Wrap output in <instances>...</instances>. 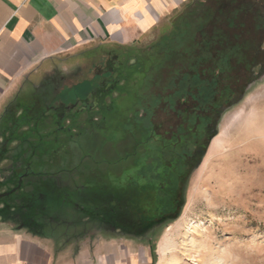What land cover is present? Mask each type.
Listing matches in <instances>:
<instances>
[{"label":"rangeland","instance_id":"374dc122","mask_svg":"<svg viewBox=\"0 0 264 264\" xmlns=\"http://www.w3.org/2000/svg\"><path fill=\"white\" fill-rule=\"evenodd\" d=\"M195 2L200 5L192 11ZM221 2L189 0L129 44H94L62 57L51 75L66 72L70 75L87 61L72 63L73 56L85 58L98 50H104L109 59L116 56L113 68L117 83L107 100L105 129L95 136L80 134L73 140L69 130H58L56 124H45L41 119L35 128L28 123L18 130L15 125L11 129L13 141L9 145L0 142V156L5 152L15 157L19 145L16 138L24 140L19 153L23 158L21 166L29 164L30 171L36 174L32 180L36 179L45 188L43 191L52 184L82 189L83 193L93 187L115 191L131 181L144 185L142 175L153 171L161 175H152L156 178L153 190L157 194L165 181L163 172L168 168L161 165L159 170V164L168 163L166 155L170 152L185 153L184 137L188 134L192 137L195 124L200 123L199 119H193L188 130L190 115L185 110L191 100L183 106L178 94L186 88L190 73L198 70L196 67L207 66L200 58L198 28L209 21L216 7L222 8ZM202 4L206 6L201 7ZM236 4L231 0L228 7L234 11ZM234 14L220 20L217 15L211 28H219L230 40L246 43L245 47L253 49L248 60L252 63L256 55L259 65L252 74L244 67H239L236 75L227 74L232 76L229 81L235 90L229 98L239 95L244 86L245 89L241 98L223 112L218 133L192 171L179 217L139 234L149 240L154 264H264V71L260 76V64L264 63V25L258 23L252 10ZM86 64V68L77 71L78 76L69 77L66 83L92 77L90 60ZM251 76L256 77L248 83ZM87 83L76 87L78 93L88 91ZM34 90V85L28 84L20 98L27 118L33 116L29 111L36 104L32 99ZM63 92V95L76 93L68 86ZM40 113L39 108L34 116ZM70 127L77 129L75 124ZM5 145L8 148H3ZM79 200L83 205L92 204L86 194ZM87 226L84 230L81 226L66 228L47 223L45 232L61 248L76 246L96 234L105 238L127 236L106 227L95 228L93 223Z\"/></svg>","mask_w":264,"mask_h":264},{"label":"crops","instance_id":"0c3cea01","mask_svg":"<svg viewBox=\"0 0 264 264\" xmlns=\"http://www.w3.org/2000/svg\"><path fill=\"white\" fill-rule=\"evenodd\" d=\"M188 1L0 0V142L13 141L15 125L38 126L23 120L20 98L28 84L36 90L42 70L94 44H129ZM16 139L18 153L3 152L0 166L22 165L24 140ZM0 264H154V256L149 240L135 235L96 234L61 248L45 231L0 217Z\"/></svg>","mask_w":264,"mask_h":264},{"label":"trees","instance_id":"16d2710c","mask_svg":"<svg viewBox=\"0 0 264 264\" xmlns=\"http://www.w3.org/2000/svg\"><path fill=\"white\" fill-rule=\"evenodd\" d=\"M230 1L222 0V8L216 7L220 13L217 14L216 9L211 14L212 20L208 19L209 21L205 25L198 28L202 44L200 58L204 59L203 63L206 62L207 66L196 67L198 70L190 73L186 81V88H182L178 94V98L183 100L180 103L183 106H187V101L191 100L185 110L190 115L187 122L188 130L191 128L193 119L196 121L199 119L200 122L195 124L193 132L195 134H192V137L189 134L184 137L185 146H187L184 149L185 153L170 152L169 155H166L168 163L159 164V170L161 165H167L168 168L163 172L162 178L165 181L159 186L160 190L157 191V194L153 190L157 185L154 184L156 178L153 179L152 175L157 176L160 173L155 172L157 173L155 174L153 171L152 174L148 172L142 175L145 181L142 186L131 181L130 184L115 191L104 187L100 189L93 187L89 191H84L86 197L92 199V204L84 205L86 216L92 221L100 222L105 219L117 218L116 227L121 229L124 234H128L127 223L131 221L143 225L145 231H150L161 223L173 221L179 217L185 202L187 181L192 171L202 161L209 142L218 133L217 126L223 112L241 98L245 89L244 86L239 95L229 98L228 96L235 90L232 88L233 82H230L232 76L227 74L234 73L233 75H236L235 72L240 71L239 67L248 69L252 74L254 73L253 68L259 65L256 55L252 63L248 60L249 52H253V49L245 47L246 43L230 40L223 31L219 28L214 30L212 26L217 15H220V20L227 18L229 14L236 13L234 14L236 16L241 12L246 14L249 10L258 16V23L264 25V0H232L237 3L234 11L231 10L232 7H228ZM199 5L198 2H195L192 4L191 10H196ZM204 6L206 4H202L201 7ZM260 68L262 74L264 63L260 64ZM197 74H199L198 77ZM129 75L131 74L129 73ZM255 77L251 76L248 83L252 82ZM180 138L183 139L182 136ZM193 147L195 150L192 151ZM197 149L200 152L195 156ZM35 175L30 171L29 164L21 166L14 163L11 166H0V217L11 218V213L23 210H27L32 215L38 213L40 206L37 203V192L45 188L36 183V179L32 180ZM51 188V185L46 186L48 190ZM152 203L154 208H151ZM149 210L152 212L147 214Z\"/></svg>","mask_w":264,"mask_h":264},{"label":"flooded vegetation","instance_id":"af4514ba","mask_svg":"<svg viewBox=\"0 0 264 264\" xmlns=\"http://www.w3.org/2000/svg\"><path fill=\"white\" fill-rule=\"evenodd\" d=\"M88 60H90L89 67L93 68L92 77H82L80 81L71 84L66 83L69 77L78 76L77 71L87 67L86 63H88ZM71 61L72 63L86 62L77 66L76 72L70 75L68 72H66L67 74L51 75L53 70L57 69V65L52 69L46 70L41 76L40 84L33 95L35 98L34 103H36L34 107L40 108L41 113L34 116L37 109L33 108L29 111L32 112L33 116L27 118L24 115L23 120L30 122L31 119H38V121L41 119L45 124H56L58 130H69L70 134H72L71 138L74 140L75 136L79 137L80 134L86 133L95 136L98 131L105 129L106 113L109 109L107 100L115 90L117 79L114 76L116 73L113 68L116 56L109 59L104 50H98L92 56L85 58L73 56ZM85 81L88 82V91L84 94L78 93L76 87ZM66 86L75 90L76 93H71V95L65 93L63 95V89ZM72 124H75L77 129H71L70 125ZM74 130H77V132L74 133ZM199 152L200 150L197 149L195 156ZM59 178L57 176L58 180H60ZM51 186L52 188L49 191L39 190L37 192V203L40 209L36 215L29 214L27 210H23L11 213V218L21 225H26L32 230L41 233L45 231L47 223H57L59 227L63 225L66 228H69V226H81L84 230L88 228V224L93 223L96 226L95 228L106 227L116 232H123L116 227V224H118L117 218L97 222L86 216L85 207L79 200V197L84 194L82 189L72 190L60 184H52ZM48 208H50L51 213ZM127 230L128 234L138 237H140L139 234L149 231H145L143 225L134 221L127 223Z\"/></svg>","mask_w":264,"mask_h":264},{"label":"water","instance_id":"95a60500","mask_svg":"<svg viewBox=\"0 0 264 264\" xmlns=\"http://www.w3.org/2000/svg\"><path fill=\"white\" fill-rule=\"evenodd\" d=\"M262 74H263V73H262ZM262 74H261V75H262ZM261 75H260V76H261ZM260 76H259V77H260Z\"/></svg>","mask_w":264,"mask_h":264}]
</instances>
